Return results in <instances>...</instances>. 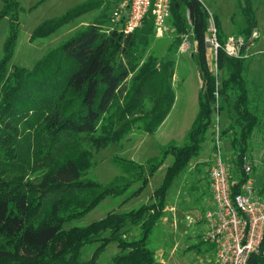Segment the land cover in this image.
Wrapping results in <instances>:
<instances>
[{
  "label": "trees",
  "instance_id": "16d2710c",
  "mask_svg": "<svg viewBox=\"0 0 264 264\" xmlns=\"http://www.w3.org/2000/svg\"><path fill=\"white\" fill-rule=\"evenodd\" d=\"M238 4L248 40L258 30L256 10L252 0ZM102 6L100 1L83 3L39 27L31 41L48 38ZM19 15V0H3L0 23L10 18V25L0 58V264H98L111 243L119 252L106 264H159L150 246L152 237L166 215L169 192L200 156L213 121L217 81L208 63L209 10L200 0H171L169 21L178 36L161 60L149 53L155 35L150 16L132 34L108 32L94 22L48 50L31 69L12 66ZM217 28L219 41L225 44L218 24ZM188 32L197 44L193 60L205 90L199 93L198 114L183 143L170 142L159 157L144 164L115 156L112 163L121 174L108 184L87 179L94 166L91 147L116 143L135 129L153 135L164 124L176 100L173 56ZM217 64L227 74L221 93L232 126L222 135L223 139L231 135L227 139L237 170L230 168V173L237 195L248 179L244 157L251 152L260 118L251 107L245 61L220 49ZM133 74L137 75L131 79ZM230 93L235 95L233 102ZM164 166L153 202L126 213L110 212L86 227L66 229L107 198L125 196L138 184L123 203L140 196ZM129 224L140 229L135 239L123 234ZM94 243L99 246L92 258L83 261V248ZM249 264H264V240Z\"/></svg>",
  "mask_w": 264,
  "mask_h": 264
},
{
  "label": "rangeland",
  "instance_id": "374dc122",
  "mask_svg": "<svg viewBox=\"0 0 264 264\" xmlns=\"http://www.w3.org/2000/svg\"><path fill=\"white\" fill-rule=\"evenodd\" d=\"M94 1H100L101 5H103L102 13H99V15H95L99 9L94 10L95 12L92 11L93 13L85 14L68 23L48 38L31 41V36L34 32L48 21L62 18L71 9L83 3ZM200 1L209 10L210 17L212 16L216 26L218 24L220 27V35L223 36L225 44L228 43L230 37L242 38L244 42V46L240 48V56L238 58H242L245 61V77L251 96V107L260 118V124L253 137L255 142L252 143L250 149L251 152L253 149L254 154H251V152L249 154L253 164V177L257 185V183L264 182V87L257 86L253 78L258 77V75L264 78V0H252L259 28L257 34L255 33L254 37L248 40L242 33L245 23L238 0ZM19 2V36L12 66L31 69L38 60L45 56L48 50L61 45L94 22H99L104 30L108 32L113 27V24L109 21L112 9H114L116 4H114L115 0H19ZM2 8L3 0H0V10ZM216 17L219 18L220 22H216ZM9 25L10 18H5L0 23V58L3 55V46L8 37ZM177 36L178 34L171 21H169L166 29L157 30L155 27V35L149 48V53L153 54L158 60L163 59L167 56L170 46L175 43ZM186 37L190 44L191 42L194 43L190 32L187 33ZM255 39L256 41H253ZM225 44L222 45L225 47ZM195 50L196 48L192 47L182 57L179 49L173 56L176 62L173 80L176 100L160 131L158 130L153 135H145L142 131L135 129L125 139L116 143H109L106 147H91L94 166L88 169L87 179L104 185L108 184L121 174L120 170L112 163L115 156L126 159L130 157V159L134 160L143 159L142 163H145L150 158L159 157L162 148L170 142L183 143L198 114L199 93L205 90V80L200 76L198 66L193 60V56L196 53ZM258 58L262 60L263 64L257 62ZM212 60L213 53L209 50V71L215 78ZM135 75L137 74H133L131 79ZM226 78L227 74L219 69L216 81L218 80L219 83L220 109L217 110V100L215 99L213 104L214 112L212 114L213 121L209 128L207 142L203 144L200 156L191 162L188 173L169 192L166 215L158 224L152 237L150 246L155 251L159 264H215V248L206 239V233L209 229L206 214L210 208V194L212 195L208 185V175L213 163L212 150L207 144L214 141L215 134L211 132H213L214 119L218 113H220L221 117L222 134L226 128L232 126V121L229 118L230 110L228 105L226 106L224 103L225 98L221 93L223 81ZM234 99L235 95L230 93V102H233ZM98 134H102V131L100 130ZM227 138L231 140V135H228L224 141L225 160L229 168L237 170L234 164L235 155L232 152L230 140ZM128 154H136V156H129ZM199 158L203 159L205 163H198ZM165 168V166L161 168L152 178L149 186L140 197L123 203L124 199L138 188V184L125 196L107 198L81 220L68 223L66 229L86 227L103 219L110 212L126 213L138 209L143 204L153 202L154 192L162 184ZM258 191L259 188H257V197L264 201V193L260 194ZM139 230V227L129 224L123 230V234H125L126 238L135 239L139 235ZM98 246L99 243H94L83 248L82 260H90ZM205 247L209 248V250L211 247L213 252L205 254ZM172 248L176 249V251L173 252ZM118 252V245L111 243L100 255L98 264L108 263Z\"/></svg>",
  "mask_w": 264,
  "mask_h": 264
},
{
  "label": "built area",
  "instance_id": "2783aa9c",
  "mask_svg": "<svg viewBox=\"0 0 264 264\" xmlns=\"http://www.w3.org/2000/svg\"><path fill=\"white\" fill-rule=\"evenodd\" d=\"M150 16L157 30L166 29L171 16V0H119L110 16L113 24L111 30L132 34L142 28ZM206 41L213 53L212 67L217 77L215 78L218 79L219 50L223 49L230 57L238 58L244 42L242 38L230 37L224 47L219 41L218 28L212 16L209 19ZM191 48L188 38L185 37L180 53L184 54ZM194 48L196 52L197 44ZM216 90V107L219 110L218 80ZM212 133L215 134L213 163L209 172L212 206L206 214L209 223L206 239L215 248V264H249L251 257L260 253L264 240V201L256 195L253 164L249 155L244 157L243 164L248 179L241 192L233 195L230 168L225 160L220 113L215 116Z\"/></svg>",
  "mask_w": 264,
  "mask_h": 264
},
{
  "label": "crops",
  "instance_id": "0c3cea01",
  "mask_svg": "<svg viewBox=\"0 0 264 264\" xmlns=\"http://www.w3.org/2000/svg\"><path fill=\"white\" fill-rule=\"evenodd\" d=\"M119 0H115V2H114V4L116 3L117 4V2H118ZM116 4H115V6H116ZM102 10H103V7H101V9H99V10H97V13L95 14V15H99V13H102ZM112 11H113V9H112ZM93 12H95V11H93ZM92 12V13H93ZM102 15V14H101ZM84 16V15H83ZM111 16V15H110ZM216 20H217V23L218 22H220L219 21V18H217L216 17ZM257 21H258V19H257ZM110 22V21H109ZM220 24V23H219ZM258 28H259V26H258ZM195 45H196V43L194 42H191V47H195ZM189 52V51H188ZM187 53V52H186ZM186 53H184V54H186ZM182 54V57L183 56H185L183 53H181ZM180 54V55H181ZM257 62H259V64H263V62H262V60L261 59H259L258 58V60H257ZM253 79H255V81H256V85L257 86H261L262 88L264 87V78L261 76V75H258V77H255V78H253ZM164 125V124H163ZM162 125V126H163ZM162 126L160 127V129L162 128ZM160 129H159V131H160ZM212 133V132H211ZM253 140H254V138H253ZM224 141H225V139H223V145H224ZM206 142H207V140H206ZM253 142H255V141H253ZM213 144H214V141L212 142L211 141V143H208L207 145L211 148V150H212V154H213ZM225 147V146H224ZM231 150V149H230ZM251 154H254V151H253V149H252V152H251ZM259 154V153H258ZM129 156H136V154H128ZM127 159H129V160H133V161H136V162H138V163H141V164H144V163H142L143 162V159H141V160H134V159H130V157L129 158H127ZM151 159V158H150ZM149 160V159H148ZM147 160V161H148ZM146 161V162H147ZM145 162V163H146ZM207 162H208V160H207ZM198 163H202V164H204L205 162L203 161V159L201 160L200 158L198 159ZM209 163V162H208ZM165 175V174H164ZM209 176V175H208ZM164 178V177H163ZM209 180V179H208ZM263 185V186H262ZM257 188H259V191H258V193H260L261 192V190L262 189H264V182L263 183H257V185H256V189ZM157 190V189H156ZM155 190V191H156ZM145 192V191H144ZM143 192V193H144ZM132 193V192H131ZM143 193H141V195L143 194ZM140 195V196H141ZM130 195H128V197H129ZM140 196H138V197H140ZM127 197V198H128ZM210 197H211V203L209 204V206H212V195L210 194ZM137 198V197H136ZM126 199V198H125ZM124 199V200H125ZM144 205V204H143ZM207 234V233H206ZM208 244V243H207ZM212 245V244H211ZM208 249V250H207ZM172 250H173V252L174 251H176V249H174V248H172ZM204 253L205 254H210V253H212L213 251H212V249H211V247H210V250H209V248H207V247H205L204 248ZM208 251V252H207ZM215 258H216V255H215ZM158 261V260H157ZM159 262V261H158ZM215 263V262H214Z\"/></svg>",
  "mask_w": 264,
  "mask_h": 264
},
{
  "label": "water",
  "instance_id": "95a60500",
  "mask_svg": "<svg viewBox=\"0 0 264 264\" xmlns=\"http://www.w3.org/2000/svg\"><path fill=\"white\" fill-rule=\"evenodd\" d=\"M257 32H258V30H256V32H255V33L257 34Z\"/></svg>",
  "mask_w": 264,
  "mask_h": 264
}]
</instances>
